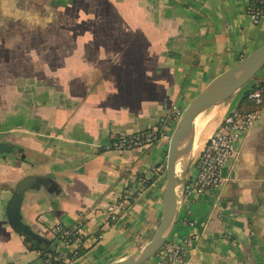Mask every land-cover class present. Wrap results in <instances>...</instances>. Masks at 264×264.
<instances>
[{
    "label": "crops",
    "instance_id": "1",
    "mask_svg": "<svg viewBox=\"0 0 264 264\" xmlns=\"http://www.w3.org/2000/svg\"><path fill=\"white\" fill-rule=\"evenodd\" d=\"M246 0H0V264H105L137 253L163 213L166 162L182 112L218 74L264 43ZM252 80L198 118L186 181ZM157 127L149 146L114 135ZM156 169V171H153ZM146 181L143 183L141 179ZM137 194L128 204V194ZM121 203L112 222L108 205ZM82 222L80 255L55 224ZM186 264H264V105L233 143L221 184L185 189L166 242ZM141 264H168L159 253Z\"/></svg>",
    "mask_w": 264,
    "mask_h": 264
},
{
    "label": "built area",
    "instance_id": "2",
    "mask_svg": "<svg viewBox=\"0 0 264 264\" xmlns=\"http://www.w3.org/2000/svg\"><path fill=\"white\" fill-rule=\"evenodd\" d=\"M246 2L247 16L254 25H258L264 14V0H246ZM247 100L254 106L252 110L229 112L223 117L215 132L209 136L197 160L196 174L187 180L185 189L200 193L216 188L221 184V169L232 155L233 143L239 135L247 132L255 122L261 119L264 88L250 90L247 93ZM162 135L157 127L131 134L114 135L110 147L117 151H127L136 147L149 146ZM141 181L144 183L146 180L143 178ZM136 195V193L128 194L123 197L122 202L128 204ZM122 202L107 206L110 221L114 222L119 218ZM53 229L57 234L58 243L71 248L72 257H78L86 236L84 224L77 222L72 226H65L58 223ZM190 244L191 239H184L179 243L165 242L157 253L168 264H186L185 250ZM68 263V257L59 251H51L43 254L40 264Z\"/></svg>",
    "mask_w": 264,
    "mask_h": 264
},
{
    "label": "water",
    "instance_id": "3",
    "mask_svg": "<svg viewBox=\"0 0 264 264\" xmlns=\"http://www.w3.org/2000/svg\"><path fill=\"white\" fill-rule=\"evenodd\" d=\"M264 66V43L237 63L215 76L184 109L171 136L166 162L167 183L163 213L152 238L135 254L105 264H141L156 254L167 240L179 210V199L184 193L187 168L190 163L195 136L196 119L210 107L228 100L237 90L252 80L260 79L258 71ZM11 146L0 144V154ZM181 164V174L177 166ZM181 186L178 191L177 187Z\"/></svg>",
    "mask_w": 264,
    "mask_h": 264
},
{
    "label": "trees",
    "instance_id": "4",
    "mask_svg": "<svg viewBox=\"0 0 264 264\" xmlns=\"http://www.w3.org/2000/svg\"><path fill=\"white\" fill-rule=\"evenodd\" d=\"M255 88H264V79L256 81L252 85V87L244 93L242 101H243V104H245V107L241 106L237 110H239V111H247V110H252L254 108V106L247 100V93L250 90L255 89Z\"/></svg>",
    "mask_w": 264,
    "mask_h": 264
},
{
    "label": "bare ground",
    "instance_id": "5",
    "mask_svg": "<svg viewBox=\"0 0 264 264\" xmlns=\"http://www.w3.org/2000/svg\"><path fill=\"white\" fill-rule=\"evenodd\" d=\"M197 121H196V123L198 122V119H196ZM193 146H195V144H194V142H193V144H192V148H193ZM181 170H182V167H181V164H179L178 166H177V174L179 175V174H181ZM177 189H178V191H180L181 190V186L179 185L178 187H177Z\"/></svg>",
    "mask_w": 264,
    "mask_h": 264
},
{
    "label": "rangeland",
    "instance_id": "6",
    "mask_svg": "<svg viewBox=\"0 0 264 264\" xmlns=\"http://www.w3.org/2000/svg\"><path fill=\"white\" fill-rule=\"evenodd\" d=\"M263 68H264V66L258 71V73H262L263 72Z\"/></svg>",
    "mask_w": 264,
    "mask_h": 264
}]
</instances>
